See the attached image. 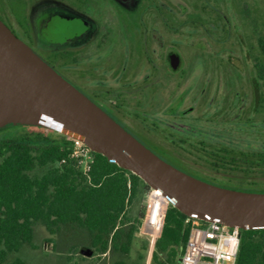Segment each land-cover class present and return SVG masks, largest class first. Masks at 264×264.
Returning <instances> with one entry per match:
<instances>
[{"label":"rangeland","instance_id":"374dc122","mask_svg":"<svg viewBox=\"0 0 264 264\" xmlns=\"http://www.w3.org/2000/svg\"><path fill=\"white\" fill-rule=\"evenodd\" d=\"M82 1H86V4ZM144 1L0 0V14L6 16L8 13L6 19L13 27L19 28L21 24L26 28L33 45L45 58H49V51H63L67 48L68 45L63 42L84 28L80 19L50 16L47 15L49 10L53 9L54 12L65 15L74 12L83 14L91 23L97 20L87 45L81 46L77 42L72 46V52L79 60L84 54L91 55L99 51L100 48L96 45L99 42L98 37L104 30L112 29L110 21L120 14L134 15ZM160 1L163 4L162 13L169 16L167 25L156 22L158 18L153 14V7L146 11L145 20L162 31L166 43L175 38L182 40L179 48L184 65L180 73L167 72L160 99L150 100L147 107H153L158 119L165 121L171 117L167 110L171 96L182 92L183 100L177 112L185 110L187 117L197 119L193 121L196 123L195 128H187L198 134L191 136H195L196 141L202 139L204 147L215 144L264 150V87L260 89V99L257 109L254 110L251 81L254 69L250 68L252 64L262 63L264 59L258 43L259 38H264V0ZM81 5L86 6V11L80 12ZM96 7L100 10L99 13L94 12ZM40 18L47 20L42 28L40 26L45 22L40 21ZM132 64L134 70L139 68V62L133 61ZM189 107L192 109L187 112ZM36 126L1 123L0 137L39 130ZM43 130L55 134L47 128ZM162 142L171 148L169 152L185 170L216 180H227L222 169L210 164L205 148L190 145L181 147L166 140ZM258 181L257 187L264 189V177L258 178ZM145 201L146 198L143 204ZM140 206V203L134 204L126 213L127 216L133 218L139 212ZM49 236L40 223H35L33 247L24 245L18 254L27 264H109L116 258L134 262L142 252L144 262L150 256L152 264L154 243L152 245L142 225L135 233L128 255L109 250L94 252L91 256L81 254L80 250L89 246V241L87 234L75 226H61L55 236L50 239ZM143 243L146 245L145 250L141 247ZM179 258L180 256L177 263Z\"/></svg>","mask_w":264,"mask_h":264},{"label":"trees","instance_id":"16d2710c","mask_svg":"<svg viewBox=\"0 0 264 264\" xmlns=\"http://www.w3.org/2000/svg\"><path fill=\"white\" fill-rule=\"evenodd\" d=\"M264 57V38H259ZM251 80L257 109L264 87V59L252 64ZM39 130L0 137V264H27L18 253L24 245L33 247V225L40 223L49 239L61 226H75L87 234L94 252L106 250L128 255L135 233L143 223V200L150 186L130 170L93 152L92 162L82 171L72 155L71 137ZM211 165L222 169L227 180H216L185 170L171 153L155 152L175 167L213 184L246 191L264 177V150L211 146L205 149ZM38 170H42L38 173ZM234 179V180H232ZM140 203L137 214L127 216ZM192 218L168 205L160 235L154 242L152 264H176L182 254ZM145 250L146 245L142 244ZM90 255V256H91ZM109 264H144L140 252L134 262L116 258ZM235 264H264V228L240 229Z\"/></svg>","mask_w":264,"mask_h":264},{"label":"water","instance_id":"95a60500","mask_svg":"<svg viewBox=\"0 0 264 264\" xmlns=\"http://www.w3.org/2000/svg\"><path fill=\"white\" fill-rule=\"evenodd\" d=\"M23 123L83 141L141 177L190 217L264 228V192L197 178L150 150L18 38L0 20V124ZM83 255L92 251L81 249Z\"/></svg>","mask_w":264,"mask_h":264},{"label":"flooded vegetation","instance_id":"af4514ba","mask_svg":"<svg viewBox=\"0 0 264 264\" xmlns=\"http://www.w3.org/2000/svg\"><path fill=\"white\" fill-rule=\"evenodd\" d=\"M82 2L86 4V1ZM140 6L134 15L124 13L125 15L120 14L115 20L110 21L112 29L104 30L98 37L99 42L96 45L100 48L99 51L91 55L83 53L79 60L74 56L72 46L77 42L81 46L87 45L88 37L94 33L97 20L94 22L95 25L83 14L74 12L65 15L54 12L53 9L49 10L47 15L50 16L76 17L84 27L82 31L63 42L68 45L63 51L47 52L49 58H45L33 45L26 28L21 24L19 28L10 25L6 19L8 13L6 16L0 14V20L62 77L154 153L157 151L170 153L171 148L162 142L165 140L181 147L190 145L206 149L202 139L196 141L195 136H191L198 135L189 129L196 127L193 121L197 119L187 117L185 110L177 112L183 100L182 92L171 96L167 107L171 117L165 121L158 119L153 107H147L150 100L160 99L167 72L170 74L181 72L184 59L179 48L182 40L175 38L166 43L162 31L145 20L146 11L153 7L155 11L153 14L158 18L156 22L167 25L169 16L162 13L161 1L145 0ZM95 9L94 12H100L97 7ZM81 11H86V6L81 5ZM42 20L45 23L40 26L41 28L47 24V20L40 18V21ZM133 61L139 62L137 70H134ZM191 109L189 107L187 112Z\"/></svg>","mask_w":264,"mask_h":264},{"label":"built area","instance_id":"2783aa9c","mask_svg":"<svg viewBox=\"0 0 264 264\" xmlns=\"http://www.w3.org/2000/svg\"><path fill=\"white\" fill-rule=\"evenodd\" d=\"M72 155L78 158L83 172L89 169L93 150L83 141L72 138ZM169 201L150 187L144 208L142 227L151 243L160 235ZM191 226L184 250L177 264H235L240 244V228L216 220L191 217ZM144 264H150V256Z\"/></svg>","mask_w":264,"mask_h":264}]
</instances>
